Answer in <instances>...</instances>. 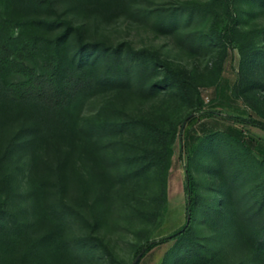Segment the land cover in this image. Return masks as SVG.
Returning <instances> with one entry per match:
<instances>
[{
	"label": "rangeland",
	"instance_id": "374dc122",
	"mask_svg": "<svg viewBox=\"0 0 264 264\" xmlns=\"http://www.w3.org/2000/svg\"><path fill=\"white\" fill-rule=\"evenodd\" d=\"M53 1L79 29L72 44L122 48L143 67L130 84L70 108L77 143L50 225L63 244L60 262L34 249L42 231L33 228L31 170L40 151L23 144L18 108L0 117V264H133L146 244L186 226V166L198 190L191 228L138 264H264L245 224L264 221V131L251 124L264 122V0H131L130 13L104 15ZM156 10L174 25L163 31L157 14L141 13ZM6 13L0 0V21ZM23 32L19 23L13 34ZM1 54L41 71L40 58ZM21 69L10 78L26 80ZM242 137L262 147L249 150ZM12 221L28 225L29 238L10 230Z\"/></svg>",
	"mask_w": 264,
	"mask_h": 264
},
{
	"label": "trees",
	"instance_id": "16d2710c",
	"mask_svg": "<svg viewBox=\"0 0 264 264\" xmlns=\"http://www.w3.org/2000/svg\"><path fill=\"white\" fill-rule=\"evenodd\" d=\"M2 1H5L7 13L0 21V117L10 116L18 108L23 118L19 129V136L24 137L23 144L40 151L31 170L36 195V221L33 228L38 233L42 231V236L34 241V249L37 253L55 252L56 260L60 262L63 244L56 243L59 232L50 225L52 213H57L52 210L55 200L53 193L57 192L66 178L67 163L73 155L68 147H74L77 143L78 133L68 122L70 108L79 98L92 95L107 86L130 84L134 71L142 69L143 60L134 62L128 56L124 57L122 48L108 50L97 44H72V34H79V29L63 18L53 0ZM68 1L76 4L81 2L86 11L92 10L99 15L117 12L128 14L133 8L131 0ZM141 13L147 19L157 14L158 27L163 31L174 25L175 18L162 10ZM19 23L25 27V32L14 36L13 31ZM2 50L15 56L25 52L27 59L40 58L41 71L30 69L19 58L2 56ZM15 66L22 68L20 71H23L26 80L14 81L10 78ZM194 119V116L189 117L188 122ZM251 124L264 131V122ZM240 141L249 150H255L256 144L262 147L252 138L242 137ZM8 151L1 157L2 161L9 156ZM185 177L187 210L191 213L192 222L198 190L188 166L185 167ZM236 216L239 217L238 214ZM191 222L187 221L182 230L168 238L146 244L139 254L144 251V257L145 253L159 244L183 237L190 230ZM245 224L251 226L252 237H248V240L256 248L257 258L264 262V221L254 225ZM245 224L242 222V225ZM8 228L19 233L23 241L29 238L26 224L12 221Z\"/></svg>",
	"mask_w": 264,
	"mask_h": 264
},
{
	"label": "water",
	"instance_id": "95a60500",
	"mask_svg": "<svg viewBox=\"0 0 264 264\" xmlns=\"http://www.w3.org/2000/svg\"><path fill=\"white\" fill-rule=\"evenodd\" d=\"M190 117H193V115H191ZM186 123L187 122H184L183 128L185 127ZM187 221H188V223L191 222V213H190L189 209L187 210ZM143 254H144V251L137 256V258L133 264H138L140 262L141 258L143 257Z\"/></svg>",
	"mask_w": 264,
	"mask_h": 264
}]
</instances>
